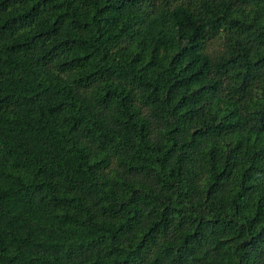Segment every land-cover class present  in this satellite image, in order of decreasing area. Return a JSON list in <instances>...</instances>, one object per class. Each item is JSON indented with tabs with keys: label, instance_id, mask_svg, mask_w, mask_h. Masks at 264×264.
Returning <instances> with one entry per match:
<instances>
[{
	"label": "trees",
	"instance_id": "1",
	"mask_svg": "<svg viewBox=\"0 0 264 264\" xmlns=\"http://www.w3.org/2000/svg\"><path fill=\"white\" fill-rule=\"evenodd\" d=\"M0 264H264V0H0Z\"/></svg>",
	"mask_w": 264,
	"mask_h": 264
}]
</instances>
